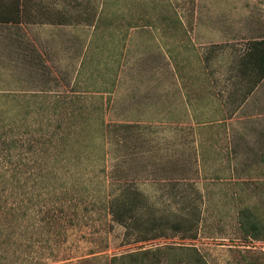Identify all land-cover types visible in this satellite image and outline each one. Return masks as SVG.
Wrapping results in <instances>:
<instances>
[{"label": "rangeland", "instance_id": "rangeland-1", "mask_svg": "<svg viewBox=\"0 0 264 264\" xmlns=\"http://www.w3.org/2000/svg\"><path fill=\"white\" fill-rule=\"evenodd\" d=\"M259 39L264 0H0V135L35 144L45 199L78 216H0V264H264ZM110 195L159 236H125Z\"/></svg>", "mask_w": 264, "mask_h": 264}, {"label": "trees", "instance_id": "trees-1", "mask_svg": "<svg viewBox=\"0 0 264 264\" xmlns=\"http://www.w3.org/2000/svg\"><path fill=\"white\" fill-rule=\"evenodd\" d=\"M17 22L18 21V11L17 18L11 19L6 22ZM247 59L251 60L252 67H255L259 71L261 78H264V39L252 40L250 43V48L245 55ZM7 130L4 135H0V183L2 187L0 189V216L4 217L9 225L16 227L22 220H31V226L35 229H51L53 226L57 228H66V226L73 225L74 217L78 219L77 213L66 215L65 208H54L55 204L45 199V195L50 194V189L48 183L45 181V175L41 172L39 177L33 175L34 170L30 168L29 164L33 163L36 165L37 159L28 158L30 153H39V149H35V144L20 143L18 139L13 136H8ZM41 135L35 139L36 143L40 142ZM32 153V154H33ZM26 159V160H25ZM37 160V161H36ZM25 167L28 170L27 177L25 181L20 176L19 167ZM40 178V179H39ZM56 179V177H53ZM53 178L51 180H53ZM32 180V181H31ZM22 181L24 183H22ZM30 183H32L30 185ZM55 191L57 188L54 189ZM137 189L127 188L125 191L132 193L134 200L137 203L143 202L139 198V194L136 192ZM5 196V197H4ZM21 196L25 198L20 199ZM38 198V199H36ZM37 200L33 203L34 200ZM74 199V198H73ZM11 200V205H7V201ZM72 200V198H70ZM75 200V199H74ZM26 202V204L24 203ZM24 203V204H22ZM31 204V205H30ZM41 204V205H40ZM40 206L38 209H33L34 207ZM108 214L111 216V220L115 221L118 225L124 228L125 236H130L137 230V234L140 236L150 233L151 238L159 236V228L152 227L140 233L139 229L142 228L137 225L135 218L133 217L135 212L132 207H126V205L121 201L120 195L114 197L110 195L107 202ZM238 221L239 225L254 237H260V221L256 214L252 213L249 207H242L238 209ZM137 213V212H136ZM142 213H138V219L142 222ZM17 224V225H14ZM147 239V237H143ZM256 238V239H257ZM259 239V238H258ZM257 239V240H258ZM32 246V245H31ZM133 255L120 256L115 261H120L125 258L132 257Z\"/></svg>", "mask_w": 264, "mask_h": 264}]
</instances>
